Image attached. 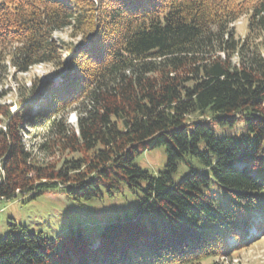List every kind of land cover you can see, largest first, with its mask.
Returning <instances> with one entry per match:
<instances>
[{
  "label": "trees",
  "instance_id": "trees-1",
  "mask_svg": "<svg viewBox=\"0 0 264 264\" xmlns=\"http://www.w3.org/2000/svg\"><path fill=\"white\" fill-rule=\"evenodd\" d=\"M65 28L76 43L55 38ZM261 38L264 0H2L0 80L7 63H52L63 80L47 99L48 84L34 81L15 112L0 103V199L63 194L80 216L55 237L12 219L0 264H195L264 236ZM80 100L68 133L53 115ZM39 103L46 110L30 118ZM239 119V136L211 126ZM43 126L72 156L33 158L24 135ZM159 146L158 175L136 164ZM182 161L191 172L175 183Z\"/></svg>",
  "mask_w": 264,
  "mask_h": 264
},
{
  "label": "rangeland",
  "instance_id": "rangeland-1",
  "mask_svg": "<svg viewBox=\"0 0 264 264\" xmlns=\"http://www.w3.org/2000/svg\"><path fill=\"white\" fill-rule=\"evenodd\" d=\"M248 18V16H242L232 24L235 38L240 41H243L248 33ZM70 32V28H65L55 32L54 36L64 41L73 40L76 43L79 37L72 38ZM258 42L264 44V38L256 39V43ZM262 49L264 53V48L262 47ZM233 60H237V56H233ZM7 65L8 69L6 74L0 80V103L12 104V112H15L18 108L17 102L20 97V91L32 87L34 81L39 82L41 80L44 84H48L44 86L43 94L45 99L48 98V94L51 92L50 88L59 87L62 84L63 79L56 77L60 69L56 68L52 63H38L23 72L17 71L9 63ZM48 91L49 93H47ZM84 106H86V103L80 100L74 103L71 109L64 112H57L53 116H56L60 121L62 120V124L69 128L68 133H70V129L76 128L78 112H81ZM40 110L42 112L46 110L42 106V103L34 107L29 114L30 118L39 114ZM236 125V128H233L231 126L219 125L215 122L211 123L217 136H224L226 134L239 136L244 131L243 119H239ZM54 132L50 131L48 127L45 128L43 126L36 131L24 135L26 146L32 151L33 158L36 161L45 164L54 162L61 163L65 158L72 156L68 150L65 151L61 148L62 146L57 142V136H55ZM203 144V141L200 142L201 147H203ZM190 159L195 167L201 165L195 157ZM135 162L143 169H147L153 174L158 175L160 171L165 169L167 154L165 153L164 147L159 146L141 153L136 157ZM190 172L189 166L186 162L182 161L178 170L172 173L173 182L178 183ZM72 206L73 204L65 195L54 193H48L34 198L20 195L13 200L0 199V237L13 230L10 224L12 219L18 224L26 226L29 231L35 233L44 231L48 235L55 237L58 231L67 228L68 224L78 221L80 211L78 208H73ZM248 228L251 229L252 225H249ZM262 236L254 240L249 247L235 252L232 257L224 259L208 257L200 263L195 264H213L215 260H219L220 263L224 262V264H264V236ZM228 241L231 244H236V240L233 237H229Z\"/></svg>",
  "mask_w": 264,
  "mask_h": 264
}]
</instances>
